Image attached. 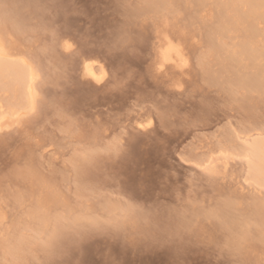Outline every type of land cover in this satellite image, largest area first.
<instances>
[{"label": "rangeland", "instance_id": "obj_1", "mask_svg": "<svg viewBox=\"0 0 264 264\" xmlns=\"http://www.w3.org/2000/svg\"><path fill=\"white\" fill-rule=\"evenodd\" d=\"M150 1L0 0V37L38 76L0 133V264H264L241 151L264 139V85L231 83L264 65V22L211 33L229 0ZM244 37L263 58L228 61ZM166 40L181 69H159Z\"/></svg>", "mask_w": 264, "mask_h": 264}, {"label": "bare ground", "instance_id": "obj_2", "mask_svg": "<svg viewBox=\"0 0 264 264\" xmlns=\"http://www.w3.org/2000/svg\"><path fill=\"white\" fill-rule=\"evenodd\" d=\"M201 1L202 0H196L198 4L201 3ZM229 1L230 2H224L227 4H220V6H218V14H216L219 15V18H217V28L211 29L212 32L209 31V33H226L230 30L231 26L234 27V24H242L244 26V33L247 37H253L254 34L256 35V30L252 23H257L255 22L257 20L254 19H259L260 21L258 22L260 23L261 20L264 22V10H262L264 9V0H238L241 4H245L244 7H247L245 8L248 10H245L247 12L246 15L242 12H238L239 10H236L240 9L237 8L239 5L236 6V0V2L232 0ZM166 3L172 4L173 2L172 0H151L145 5L146 9L144 10H150L149 12H152L161 6H166ZM197 7L199 6L197 5ZM229 12H234V18H229L232 16V13L229 14L231 16L228 17ZM249 18H253L254 21L251 22L252 20H248ZM1 20L3 22L11 21L7 16L4 17L0 14V25L2 24ZM240 32L242 31L240 30ZM243 36L245 35L243 34ZM163 41H165V39ZM172 42L170 40H166L165 43L163 42L164 44L160 43L161 45L158 44V46H156V57L158 59L159 69H161L167 63H171L173 67L178 69H181L185 65L181 50L177 47V44L173 45ZM214 43V39L209 37L208 46L217 51L218 46H216ZM64 48L67 49L68 47L65 46ZM255 52L254 49L250 48V46H247V42L245 41L244 37L243 40L237 42L234 51L227 52V54L225 53V58H227L228 61L239 63L243 59L251 60V58L255 57V55H261L259 54L260 52L258 55L255 54ZM217 54L219 55L218 51ZM82 72L85 77H88L95 83L100 81V77L94 71L91 64H84ZM37 77L38 76L36 72H34V70L29 64H27L25 60L14 58V55L10 53V47L8 45L6 46L5 42L0 37V92L4 91L5 93L6 91L9 92V94L11 93V97H6V100L0 102V133L10 129L13 124L19 122L21 117L34 109L36 103L35 85ZM231 83L237 85L240 88L248 90L259 89L260 86L264 85V65L256 67L255 72L250 76L239 78L232 77ZM250 141L248 142L247 140H244L243 148L241 150L242 155L247 162V176L254 184L264 188V139L259 138ZM253 207L252 215L257 216L258 224L261 225V223L264 221V217L261 216L264 210V203L255 202ZM263 235L264 234H262V236ZM262 238L264 240V237Z\"/></svg>", "mask_w": 264, "mask_h": 264}]
</instances>
